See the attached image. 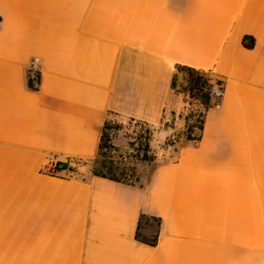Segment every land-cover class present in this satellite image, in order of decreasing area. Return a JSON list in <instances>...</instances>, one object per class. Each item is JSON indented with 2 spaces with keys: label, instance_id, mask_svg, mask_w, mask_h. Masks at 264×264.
Returning <instances> with one entry per match:
<instances>
[{
  "label": "crops",
  "instance_id": "obj_1",
  "mask_svg": "<svg viewBox=\"0 0 264 264\" xmlns=\"http://www.w3.org/2000/svg\"><path fill=\"white\" fill-rule=\"evenodd\" d=\"M177 65L223 81L198 142ZM110 115L157 128L147 178L50 173ZM0 264H264V0H0Z\"/></svg>",
  "mask_w": 264,
  "mask_h": 264
},
{
  "label": "trees",
  "instance_id": "obj_2",
  "mask_svg": "<svg viewBox=\"0 0 264 264\" xmlns=\"http://www.w3.org/2000/svg\"><path fill=\"white\" fill-rule=\"evenodd\" d=\"M243 45L246 48H253L255 45V40L251 36H246L243 39ZM177 72H183L188 81V95L189 98L199 100L204 108V112L200 115L199 121V130L200 134L197 138L193 140L198 142L201 139V131L203 130L205 111H207L212 106V94L211 89L214 83L223 84V81L219 78H216L215 75L208 71H203L195 69L188 66L177 65ZM40 78L41 74L39 71H30L28 73V87L33 91H39L40 89ZM177 74L174 75L172 80V88L177 89L176 84ZM107 122L105 123L103 134L101 138V143L99 147V152L96 158L91 161L93 164L92 174L101 178L109 179L121 183H134L139 181L137 175V168L134 164L129 163L128 160L123 157H115L111 155L112 145L109 136L106 133ZM150 136L146 137V142L143 146V155L141 160L151 162L154 160V157H151L148 152L150 148ZM190 139V136L188 137ZM52 162L55 164V167L50 170V173L54 174H65L67 176H75L77 172V163L81 161L73 160H57L56 157H51ZM153 221L156 225H159L160 220L157 218L141 217L138 230H137V240L148 244L150 246H156L158 242V235L155 232V235L152 238H146L141 234L140 229L144 224Z\"/></svg>",
  "mask_w": 264,
  "mask_h": 264
},
{
  "label": "rangeland",
  "instance_id": "obj_3",
  "mask_svg": "<svg viewBox=\"0 0 264 264\" xmlns=\"http://www.w3.org/2000/svg\"><path fill=\"white\" fill-rule=\"evenodd\" d=\"M177 90L184 92L188 95V81L187 77L183 72H177L176 78ZM189 108L187 110V128L185 135L190 136L191 141L197 138L200 134L199 121L200 115L204 112V108L199 100L189 98ZM157 128L151 124H147L141 121L123 118L117 115H110L107 120L106 133L111 140L112 154L115 157H123L128 160L129 163L134 164L137 168L138 182L133 180L134 183H141L145 178H147L152 172L153 168L156 166L157 157L155 154L159 151V147L153 149L152 142L154 140L155 132ZM150 136V148L151 150L148 154L154 157L151 162L141 160L143 155V146L146 142V137ZM170 142V141H168ZM168 142L165 144L167 145ZM165 145H160L164 146ZM163 161L167 160V156L163 157ZM78 176H88L92 174L93 164L92 162H79L76 165ZM154 225V223H152ZM145 228V224L143 225ZM141 234L146 238H152L155 235V230L151 229L148 232L141 231Z\"/></svg>",
  "mask_w": 264,
  "mask_h": 264
},
{
  "label": "built area",
  "instance_id": "obj_4",
  "mask_svg": "<svg viewBox=\"0 0 264 264\" xmlns=\"http://www.w3.org/2000/svg\"><path fill=\"white\" fill-rule=\"evenodd\" d=\"M34 64L37 65L38 61H34ZM38 71V70H37ZM212 98L214 100H221L224 95V87L223 84L214 83L212 89H211Z\"/></svg>",
  "mask_w": 264,
  "mask_h": 264
}]
</instances>
